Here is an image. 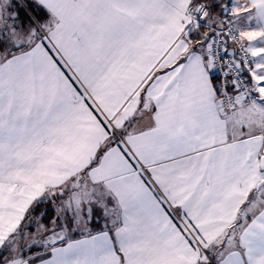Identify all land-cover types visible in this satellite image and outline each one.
Masks as SVG:
<instances>
[{
	"label": "snow or ice",
	"instance_id": "snow-or-ice-1",
	"mask_svg": "<svg viewBox=\"0 0 264 264\" xmlns=\"http://www.w3.org/2000/svg\"><path fill=\"white\" fill-rule=\"evenodd\" d=\"M0 264H264V0H0Z\"/></svg>",
	"mask_w": 264,
	"mask_h": 264
}]
</instances>
